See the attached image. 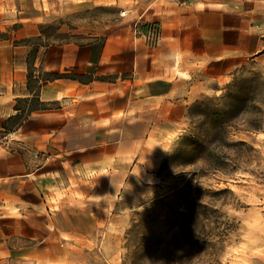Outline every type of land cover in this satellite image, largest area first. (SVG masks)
Wrapping results in <instances>:
<instances>
[{
    "label": "crops",
    "instance_id": "obj_1",
    "mask_svg": "<svg viewBox=\"0 0 264 264\" xmlns=\"http://www.w3.org/2000/svg\"><path fill=\"white\" fill-rule=\"evenodd\" d=\"M101 8L113 12L108 23L89 41L78 36L86 32V11ZM234 15L240 16L235 25ZM242 17L232 0H0V183L38 177L45 166L38 164L39 154L46 151V162L65 165L71 160L64 155L77 152L80 168L98 173L116 157H106L107 149L134 146L126 160L138 162L144 145L183 126L187 107L218 93L247 58L240 48L247 29ZM146 25L157 28L153 43L143 36ZM28 62L33 78L68 73L91 81L42 82L39 101L55 107L30 113L14 137H5L2 124L16 114L17 100L34 94L27 86ZM130 123L149 131L128 137ZM73 129L119 136L71 151L65 146L73 142ZM84 151L96 155L85 157ZM149 162L158 163L153 157ZM22 259L19 264H40L28 254Z\"/></svg>",
    "mask_w": 264,
    "mask_h": 264
},
{
    "label": "rangeland",
    "instance_id": "obj_2",
    "mask_svg": "<svg viewBox=\"0 0 264 264\" xmlns=\"http://www.w3.org/2000/svg\"><path fill=\"white\" fill-rule=\"evenodd\" d=\"M232 3L247 22L240 47L247 58L227 76L218 93L200 99L221 97L235 76L257 75L261 82L257 105L264 112V0ZM112 16L108 8L89 9L84 17L86 32L78 36L91 40ZM239 17L234 15V25ZM245 118L256 117L249 112ZM104 131L73 129L68 134L73 142L65 148L93 149L96 142L119 136L118 131ZM148 131L130 123L125 134L137 137ZM188 131L185 114L183 126L160 142L144 145L138 162L126 160L134 146L107 149L106 157H116L100 173L82 170L77 152L64 155L71 160L67 165L46 162L48 151L39 154L38 164L45 166L38 177L27 183H0V264L7 260L19 264L27 254L40 264L64 259L68 264H264V125L258 131L228 130L230 146L223 151L233 161L228 162L227 172L193 177L188 167L184 174L161 180L156 175L161 161ZM83 155L96 154L84 151ZM152 157L157 165L149 162ZM187 181L192 201L178 213L160 216L156 202Z\"/></svg>",
    "mask_w": 264,
    "mask_h": 264
},
{
    "label": "trees",
    "instance_id": "obj_3",
    "mask_svg": "<svg viewBox=\"0 0 264 264\" xmlns=\"http://www.w3.org/2000/svg\"><path fill=\"white\" fill-rule=\"evenodd\" d=\"M34 50L31 52V56ZM59 79L88 83L91 77L68 73H39L33 78V70L28 62L27 86L33 90L31 98L18 99L15 106L16 114L3 124V135L15 132L34 111L46 110L47 104L39 101L37 92L42 82ZM102 81L106 78L101 79ZM260 77L235 76L225 87L221 97H204L194 101L186 109L188 133L179 139L172 153L160 163L156 175L161 180L175 173L184 174L185 169L191 168L190 176L198 177L208 172H227L228 162H232L224 148L227 143L229 129L258 131L264 125V112L257 105L260 89ZM256 118L246 120L248 113ZM244 145V142H238ZM192 190L187 181L182 186L172 188L167 195L160 198L156 205L160 207V216L167 218L171 213H178L183 206L192 201ZM180 215V213H179Z\"/></svg>",
    "mask_w": 264,
    "mask_h": 264
},
{
    "label": "built area",
    "instance_id": "obj_4",
    "mask_svg": "<svg viewBox=\"0 0 264 264\" xmlns=\"http://www.w3.org/2000/svg\"><path fill=\"white\" fill-rule=\"evenodd\" d=\"M125 15V12L124 11H121L120 12V16H124ZM146 31L143 33V36L146 38L147 41H149L150 43H153L155 40H156V36H157V29H156V26L155 25H146ZM133 31H134V34L136 35H139L140 33V24L139 22H135L134 25H133ZM14 133L15 132H10V133H7L5 135V137H14Z\"/></svg>",
    "mask_w": 264,
    "mask_h": 264
}]
</instances>
